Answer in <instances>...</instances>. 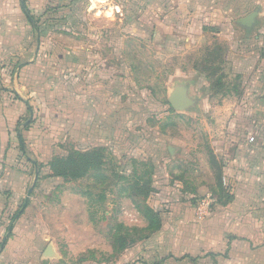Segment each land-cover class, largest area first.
<instances>
[{
  "label": "crops",
  "instance_id": "obj_1",
  "mask_svg": "<svg viewBox=\"0 0 264 264\" xmlns=\"http://www.w3.org/2000/svg\"><path fill=\"white\" fill-rule=\"evenodd\" d=\"M259 2L264 0H0V264H35L38 250L17 230L21 209L13 210L31 179L27 166L15 164L18 149L26 151L35 178L40 165L48 166L66 141L79 150L83 148L76 144L88 141L84 150L103 148L117 133L126 136V127L134 139L133 120L124 118L132 104L123 94L137 99L131 90L135 82L128 83L135 77L122 49L125 40L160 29L156 21L162 15L169 28H192L216 39L218 51L217 40L227 43L226 59L236 71L241 68L244 81L239 92L233 90L235 84L224 87L225 74L215 76L205 66L213 68L215 60L210 58L214 49H208L202 77L210 85L221 81V94L228 96L233 111L224 132L212 139L218 174L214 187L222 192L212 200L211 213L196 220L188 201L195 194L162 177L163 198L157 201L166 211L149 205L159 212L160 227L122 249L116 264H264V51L250 48L239 58L231 51L241 32L242 45L263 44L264 24L259 27L258 6L252 8ZM252 12L253 22L243 24ZM178 85L166 94L167 104L176 110L193 101L186 83ZM175 93L183 95L179 107L169 101ZM235 96L240 99L234 101ZM157 171L154 167L149 173L152 191ZM43 254L52 256L53 251L46 246Z\"/></svg>",
  "mask_w": 264,
  "mask_h": 264
},
{
  "label": "rangeland",
  "instance_id": "obj_2",
  "mask_svg": "<svg viewBox=\"0 0 264 264\" xmlns=\"http://www.w3.org/2000/svg\"><path fill=\"white\" fill-rule=\"evenodd\" d=\"M257 6L260 27L264 24V3H256L252 8ZM156 22L160 29L142 32L138 40H125L122 49L125 66L135 77L129 78L128 83L135 82L131 90L137 99L132 101L134 96L123 94V98L132 104L124 112V118L133 120L131 126L137 132L134 139L128 138L133 130L127 132L126 127V136L120 137L117 133L113 142L102 144V155L91 159L92 163L86 168L82 154L90 142H78L77 147L83 151L80 149L76 153L71 141L61 143L59 157L71 155L76 160L72 169L66 170L68 177L55 175L53 166L56 164L52 163L40 165L32 178L35 167L30 166L26 151L23 153L18 149L15 164L19 168L27 166L31 179L13 212L21 209L16 220L17 230L28 236L27 244L38 247L37 254L32 257L35 264H116L123 247L132 245L147 232L144 209L153 205L166 211L163 202L157 201L163 198L159 192L162 177L166 183L177 181L187 193L195 194L193 200L188 198V201L193 202L190 204L199 221L211 213L212 200L221 194L222 191L214 187L218 183V174L212 139L224 132L226 121L233 114L227 107L228 96L221 93L224 87L232 89L229 86L234 84L233 90L239 92L242 89L241 68L236 71L226 59L230 48L223 40H217L221 45L218 51L214 45L216 39L208 35L183 26L169 28L165 15L158 16ZM254 33L259 35L261 32L255 29ZM243 36V32L236 36L235 49H231L233 56L239 58L247 51L250 53V48L257 54L264 51V41L263 44L255 42L251 47L244 46L241 44ZM103 46L102 41L100 48ZM209 48L214 49L210 58L215 60L210 65L213 68H209L208 63L205 66L215 76L225 74L223 88L221 81L217 86L216 81L210 85L202 77V58ZM108 55L112 53L108 52ZM187 73L186 79L184 74ZM181 83L190 88L193 101L190 107L176 110L167 104L166 94ZM233 99L239 100L240 96ZM66 166L68 168V164ZM152 166L158 168L155 185L152 177L157 194L147 181L150 179L151 183ZM146 187H150L151 194V191L141 190ZM203 198H208L210 204L207 213L199 216L196 206ZM46 246L52 249V256H44Z\"/></svg>",
  "mask_w": 264,
  "mask_h": 264
},
{
  "label": "trees",
  "instance_id": "obj_3",
  "mask_svg": "<svg viewBox=\"0 0 264 264\" xmlns=\"http://www.w3.org/2000/svg\"><path fill=\"white\" fill-rule=\"evenodd\" d=\"M103 149L102 147H94V148H91L90 150L87 149V150H84V153L85 154H82L86 161L84 162V168H86L87 166H89L92 162H91V159H97V157L99 156L100 157V154L101 152H103ZM77 150L79 149H74L73 152L76 153ZM22 151V149H21ZM80 151H83V150H80ZM76 160H74L73 156L69 155V156H66L65 158L64 157H59V155H56V156H53L51 157V159L48 161L47 165L48 164H56L55 166H53L55 170V175H58V176H62V177H68V173L66 170L70 168V170L72 169L71 168V165L72 163H75ZM68 164V168H67V165ZM149 176V174H148ZM148 181V184H149V180L147 179ZM141 190H144V191H149L150 192V187H146V188H142ZM144 215H145V218L147 219L148 221V230L152 231V230H156L160 227L161 225V218H160V214L158 211L154 210L152 207H150L149 205L144 209ZM125 248V246L123 247Z\"/></svg>",
  "mask_w": 264,
  "mask_h": 264
},
{
  "label": "water",
  "instance_id": "obj_4",
  "mask_svg": "<svg viewBox=\"0 0 264 264\" xmlns=\"http://www.w3.org/2000/svg\"><path fill=\"white\" fill-rule=\"evenodd\" d=\"M255 14H256V12L250 13L249 15L242 18L241 22L245 25L251 24L254 20ZM182 96L183 95L181 93H175L172 96H170L169 101H171L175 107L176 106L179 107L180 100L183 99ZM46 253H48V249L46 250Z\"/></svg>",
  "mask_w": 264,
  "mask_h": 264
},
{
  "label": "built area",
  "instance_id": "obj_5",
  "mask_svg": "<svg viewBox=\"0 0 264 264\" xmlns=\"http://www.w3.org/2000/svg\"><path fill=\"white\" fill-rule=\"evenodd\" d=\"M250 140H253L252 137H250ZM209 200L208 198H203L200 200V202H197L196 211L199 216L207 213L208 207H209Z\"/></svg>",
  "mask_w": 264,
  "mask_h": 264
}]
</instances>
